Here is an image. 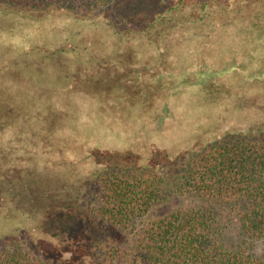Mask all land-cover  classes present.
Returning a JSON list of instances; mask_svg holds the SVG:
<instances>
[{
  "label": "trees",
  "instance_id": "trees-1",
  "mask_svg": "<svg viewBox=\"0 0 264 264\" xmlns=\"http://www.w3.org/2000/svg\"><path fill=\"white\" fill-rule=\"evenodd\" d=\"M241 18L262 21L264 0H0V77L22 81L0 78V231L19 247L87 211L88 264H264V94L234 108L246 129H221L206 104L166 149L128 127L141 108L164 120L166 77L202 67L214 30ZM129 153L132 169L100 164ZM34 244L0 248V264H68Z\"/></svg>",
  "mask_w": 264,
  "mask_h": 264
},
{
  "label": "rangeland",
  "instance_id": "rangeland-1",
  "mask_svg": "<svg viewBox=\"0 0 264 264\" xmlns=\"http://www.w3.org/2000/svg\"><path fill=\"white\" fill-rule=\"evenodd\" d=\"M249 2L251 3V0H244V7H247ZM118 6L120 7L119 14L121 15L124 13L125 6H122V4ZM238 23H229L225 27L223 26L214 30L217 35L208 39V44L204 47L206 49L209 46L214 53L209 55V59L206 58L205 63H202V67L174 75L173 77L171 75L166 77L171 80L176 79L178 83V86L171 90L173 94L172 99L166 100L170 102L168 114L171 117L172 115H180L176 126L175 124L170 126L167 123L169 115L165 117V121L162 120L156 124H152L153 121L143 116L146 109L141 108L138 125L134 123L128 125V121L124 128L122 125L125 122L121 126L113 124L115 126L113 133L115 131L118 132V137L124 133L128 125V127L132 128L133 132H136V135L134 133L136 139L147 140L153 136V140L151 141L153 144L150 145L166 149L168 144L172 145L174 141L184 138L186 130L182 132L181 129L188 128L195 109H204V105L206 104V116L213 117L212 115L215 114L216 119L219 121L217 124L221 126V129H246L249 127L250 120L246 122V117L250 118L249 112L240 109L236 111L234 108L238 107L241 102L249 101V105L257 104L258 106L261 104L259 99L253 102L252 98H261L260 96L264 94V19L257 22L251 19H244ZM220 40L222 41L220 42ZM220 56L223 58L218 59ZM228 66L230 67L229 71L226 69ZM6 73H2V77H0L2 80L6 79L10 81L11 85L22 84L20 79L14 80L13 73L10 70ZM221 78L225 86H218ZM212 82H216V85H212ZM24 83L27 87L31 86L27 79ZM204 86L211 87L207 92H204ZM14 92H21L23 95L25 93L24 91ZM224 96L228 100H222L219 105L211 106L205 100V98L209 97L218 99ZM104 110L106 112L110 111V109ZM109 115L110 118L113 116L116 121L123 117L121 114L112 113L111 111ZM235 115H237L236 119H234ZM230 119L233 122L224 123ZM150 131H154L155 133L153 132L150 135L148 134ZM93 146L94 148H100V150L105 149V145H103L101 140ZM150 150L153 151L154 149ZM138 157H140L138 153H129L122 158L108 155L107 157H102L100 164L108 167L120 166L121 168L132 169L139 162ZM74 216L76 217V221L73 220L72 223L66 222L61 224V230H55L56 233H52L53 235L45 236L30 233L17 236L18 239L23 240L20 242L21 245L19 247L14 244L16 239L15 234L11 237L6 236L7 232H3L5 231L3 228L0 231V248H34L36 246L35 242L39 245V248H44L53 257L65 259L68 264H88L91 254L90 248H92V239L88 232L89 213L82 211V213L78 212ZM0 228L2 227L0 226ZM238 242V237L235 234L229 235L228 245L230 247H234ZM258 250L260 253L264 251V241L258 245Z\"/></svg>",
  "mask_w": 264,
  "mask_h": 264
}]
</instances>
